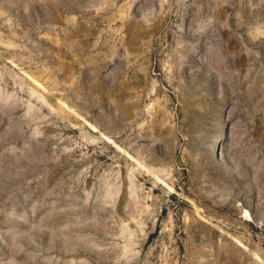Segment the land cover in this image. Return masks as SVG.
Wrapping results in <instances>:
<instances>
[{
	"label": "rangeland",
	"instance_id": "obj_1",
	"mask_svg": "<svg viewBox=\"0 0 264 264\" xmlns=\"http://www.w3.org/2000/svg\"><path fill=\"white\" fill-rule=\"evenodd\" d=\"M0 264H264V0H0Z\"/></svg>",
	"mask_w": 264,
	"mask_h": 264
}]
</instances>
